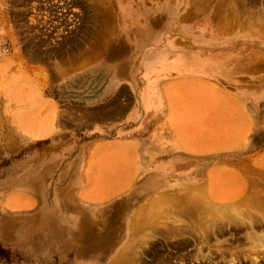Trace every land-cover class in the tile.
<instances>
[{"label":"rangeland","instance_id":"374dc122","mask_svg":"<svg viewBox=\"0 0 264 264\" xmlns=\"http://www.w3.org/2000/svg\"><path fill=\"white\" fill-rule=\"evenodd\" d=\"M112 35L134 38L141 53L216 52L260 75L264 0H0V264H264L259 102L249 148L215 165L192 159L181 180L151 182L145 170L130 188L66 186L73 182L52 167L47 177V157L28 135L38 99L63 96L48 86L50 69ZM189 183L203 184L216 204L239 203L249 218L211 223L162 202ZM154 204L160 213L134 229Z\"/></svg>","mask_w":264,"mask_h":264},{"label":"crops","instance_id":"0c3cea01","mask_svg":"<svg viewBox=\"0 0 264 264\" xmlns=\"http://www.w3.org/2000/svg\"><path fill=\"white\" fill-rule=\"evenodd\" d=\"M138 44L108 36L52 66L48 86L63 96L38 99L28 135L47 157V177L52 167L73 182L66 186L130 188L148 170L151 182H173L192 159L215 165L249 148L258 128L252 105L264 108V64L254 75L216 52L141 53Z\"/></svg>","mask_w":264,"mask_h":264},{"label":"bare ground","instance_id":"6f19581e","mask_svg":"<svg viewBox=\"0 0 264 264\" xmlns=\"http://www.w3.org/2000/svg\"><path fill=\"white\" fill-rule=\"evenodd\" d=\"M175 187L177 189L176 193L171 195L179 198L169 199L166 198L168 196H165L162 202L169 201L170 204L173 205L183 204L188 211L198 215V218H204L207 222L213 223L217 218L243 221L250 216L243 208H241V205H238L239 203L237 202L224 201L221 202V204H216V202L207 199L205 196V186L203 184L189 183L176 185ZM160 210H162V207H158L155 204L149 205L138 215L137 220L133 223V228L139 229L141 224L146 223L150 219L152 220L155 215L160 213Z\"/></svg>","mask_w":264,"mask_h":264}]
</instances>
